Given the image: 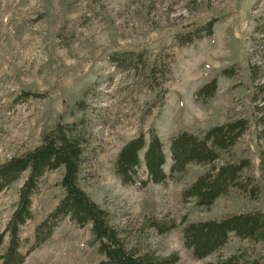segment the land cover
I'll list each match as a JSON object with an SVG mask.
<instances>
[{
	"label": "rangeland",
	"instance_id": "rangeland-1",
	"mask_svg": "<svg viewBox=\"0 0 264 264\" xmlns=\"http://www.w3.org/2000/svg\"><path fill=\"white\" fill-rule=\"evenodd\" d=\"M259 17L264 18V0H0V164L38 146L44 130L59 118L65 123L83 120L91 144L80 184L108 212L110 225L120 231L127 248L159 257L175 253V264H208L237 251L264 253V243L231 235L217 253L196 260L182 239L183 218L185 223L204 221L255 209L264 214V195L252 200L232 190L204 210L194 200L183 202L181 192L207 166L190 165L178 182L144 188L122 186L113 171L121 147L139 133L147 141L151 128L163 143V170L168 174L171 136L245 117L247 131L220 161L229 155L249 156L246 173L252 177L264 152V134L258 138L255 132L251 101V87L264 80V40L255 31ZM212 19L218 21L211 38L183 47L175 43L176 33ZM142 49L157 53L170 68L167 81L164 75L157 77L166 90L164 104L145 118L155 91L140 70L116 69L108 60L113 52ZM249 62L256 63L260 78L252 83ZM233 63L239 64L237 75L219 77L215 96L206 104L195 102L194 91ZM22 92L46 97L23 98ZM259 127L264 133V124ZM62 172H46L32 197V219L20 230L22 264H96L104 259L97 245H91L90 226L79 227L68 218L59 220L49 238L27 252L34 245L35 227L62 198ZM139 173L143 175V168ZM26 177L24 172L0 193V234ZM166 227L167 232L158 231ZM7 246L5 235L0 255Z\"/></svg>",
	"mask_w": 264,
	"mask_h": 264
},
{
	"label": "trees",
	"instance_id": "trees-1",
	"mask_svg": "<svg viewBox=\"0 0 264 264\" xmlns=\"http://www.w3.org/2000/svg\"><path fill=\"white\" fill-rule=\"evenodd\" d=\"M218 19H212L174 35L175 43L188 46L203 38H211ZM255 31L264 40V18L255 20ZM158 54H147L146 49L139 51L126 50L108 55L109 62L116 69L141 71L147 85L155 91V99L148 103L144 118L154 108L164 104L166 90L157 82L158 74L165 77L170 74L168 63H161ZM158 65L163 71H158ZM239 69L238 63L225 66L214 72V75L193 93L197 103L206 104L216 94L218 78H233ZM258 66L249 62L248 76L252 82L257 78ZM163 73V74H162ZM161 84V83H160ZM253 113L255 129L260 138L264 124V80L252 86ZM23 98H45L46 93L22 92ZM82 105V104H81ZM82 108V107H81ZM248 118H233L224 123L210 126L199 132L180 130L169 139L170 166L166 174L163 170L165 155L163 143L155 129L145 135L139 133L127 141L120 149L113 164V171L122 186L144 188L148 184H163L167 180L178 182L187 173L190 165L207 166L192 183L181 192L183 202L194 200L196 207L207 210L220 197L227 196L232 190L246 193L252 200L264 195V158L260 151L257 158L256 172L247 174L251 161L249 156L229 158L223 161V153L229 152L248 128ZM260 131V132H259ZM91 137L86 131L83 120L71 123L59 118L51 127L44 130L38 146L19 156L11 157L0 164V193L12 185L27 172V177L18 190L14 210L8 219L4 231L0 234V244L5 235L8 246L0 255V264H22L25 255L20 252V230L32 219L31 202L38 191L39 181L48 171L62 168L60 187L62 198L54 210L49 213L34 229V245L27 251L39 247L51 235L56 223L68 218L79 227L90 226L91 245H97V252L103 260L96 264H175L177 254L167 257L156 256L152 252L139 253L127 248L120 231L110 225L108 212L97 205L83 190L80 184L84 165L90 154ZM141 152L142 156H141ZM143 168V175L139 172ZM182 219V239L186 248L192 251L196 260H202L217 253L231 235L239 239L264 243V214L259 210L226 214L219 218L185 223ZM170 227L158 229L163 234ZM208 264H264V253L250 255L247 251H237L225 258H218Z\"/></svg>",
	"mask_w": 264,
	"mask_h": 264
}]
</instances>
